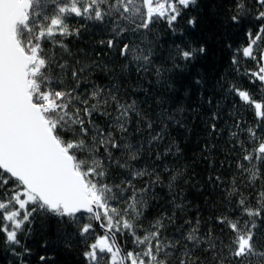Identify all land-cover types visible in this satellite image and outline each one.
Instances as JSON below:
<instances>
[{
  "label": "snow or ice",
  "instance_id": "snow-or-ice-1",
  "mask_svg": "<svg viewBox=\"0 0 264 264\" xmlns=\"http://www.w3.org/2000/svg\"><path fill=\"white\" fill-rule=\"evenodd\" d=\"M207 8L201 0H0V236L19 264L31 255L21 236L37 217L57 219L66 248L79 239L84 264H264V97L198 67L210 49L186 29ZM248 18L258 27L233 48L228 32ZM74 19L83 23L72 27ZM158 21L163 37L152 33ZM217 23L232 53L227 72L264 88V0H232ZM89 25L105 38L69 48L66 38ZM242 60L255 69L241 71ZM221 93L233 109L252 110L255 123L245 127L230 110L231 124L219 128ZM205 104L209 136L227 131L241 153L242 180L233 178L207 228L181 215L185 173L168 162L181 152L172 130L186 126L189 109L199 118ZM164 189L166 203L149 219Z\"/></svg>",
  "mask_w": 264,
  "mask_h": 264
},
{
  "label": "trees",
  "instance_id": "trees-1",
  "mask_svg": "<svg viewBox=\"0 0 264 264\" xmlns=\"http://www.w3.org/2000/svg\"><path fill=\"white\" fill-rule=\"evenodd\" d=\"M208 4V8L201 13V21L195 30L186 29L187 38L194 42H206L210 52L205 61H202L198 67H205L210 74L216 79L220 75L226 74L228 81L237 80L241 87L252 91L257 98L264 97V88L259 83L255 86L251 85L247 77L238 78L234 72H227L229 68L231 51L222 46L220 40V29L218 20L222 19L224 14L229 10L232 0H201V7ZM188 15H197V11H190ZM83 23L79 19L70 22L72 27H79ZM186 21L182 20L180 25L185 26ZM258 27L257 23L248 18L243 22L241 27H234L229 30L227 40L233 45V48L244 46L247 42L245 33L249 28ZM152 33L163 37L167 31L164 22L158 21L152 26ZM105 38L101 27L89 25L87 31H82L79 39L76 37L66 38L69 48L76 50L88 45L89 42L96 43L100 39ZM170 43V40L162 41ZM264 46V45H262ZM91 51V48H88ZM246 69H255V63L252 61H241V71ZM136 75L132 74V80L128 83H135ZM214 83V81H213ZM147 84L145 83V87ZM143 96V93L140 94ZM181 98H183L181 96ZM217 101L221 102V120L218 124L219 128H225V121L231 124L232 118L229 117V111H237L235 119L245 121V127L255 123L256 117L250 109L241 106L239 109H233V102L224 100L223 94L217 95ZM215 108V103L213 109ZM199 118H193L194 113L189 109L186 117V126L182 129H174L171 132L181 152L176 157H169L168 162L174 167H178L184 171V175L179 180V188L183 192V200L186 204L187 214H181L184 219L195 220L197 217L201 219L202 224L207 227H213L211 223H207L209 218H214L221 214L225 209V199L227 197V189L235 177L237 184H241L242 180L235 168L236 160L241 153L237 149L232 152L233 145L229 142L230 136L227 131L222 136H212L208 134L210 121L207 117L211 115V110L205 104L204 108L199 109ZM246 138V137H242ZM175 151V149H173ZM220 176L225 183L215 181L216 176ZM209 177L213 180L210 181ZM243 190V188L241 189ZM259 190V185L253 191ZM167 189L159 193L162 199L159 204L154 203L149 213V219L155 216L160 207L165 205L167 199ZM248 195L249 193H245ZM179 202V201H178ZM253 202H255L253 198ZM183 221H180L182 223ZM205 228V230H206ZM26 231V230H25ZM72 231V229H69ZM101 230L97 228V232ZM219 232V228H217ZM258 238L264 242V226L258 230ZM122 244L127 248H131V240L121 238ZM21 242L30 250L31 255L25 257L27 264H41L39 257L41 255L52 257L50 261L44 264H84L82 252V244L79 239L71 241V249L65 247L63 240L58 233V221L56 218H40L37 217L33 230L30 235L21 236ZM47 242V247L42 245ZM0 264H19V260L12 254L11 250L3 243V237L0 236Z\"/></svg>",
  "mask_w": 264,
  "mask_h": 264
}]
</instances>
